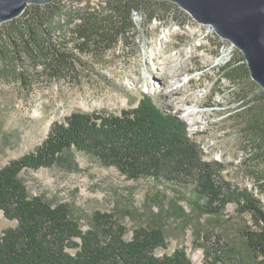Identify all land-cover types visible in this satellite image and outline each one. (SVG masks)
<instances>
[{
  "label": "rangeland",
  "instance_id": "374dc122",
  "mask_svg": "<svg viewBox=\"0 0 264 264\" xmlns=\"http://www.w3.org/2000/svg\"><path fill=\"white\" fill-rule=\"evenodd\" d=\"M151 4L155 7L151 17L143 9L133 12L134 34L103 53H81L86 66L73 75L25 86L8 71L0 73V168L34 151L53 125L66 124L74 114L121 116L149 97L185 125L205 162L219 169L223 183L264 200L256 178L264 174V157L250 147L231 119L236 103L230 89H238L222 70L230 61L240 60L242 52L176 3ZM171 56L177 57V65ZM182 61L186 65L180 83L192 80L191 93L201 103L177 111L158 90L166 79L157 75L160 68L169 73ZM3 67L0 61V72ZM248 83L250 98L263 93L251 76ZM198 119L202 122L195 124ZM22 177L30 194L55 204L69 203L84 229L90 227L96 210L116 213L128 228V238L139 226L162 227L167 244L156 251L159 256L184 249L195 264H209L213 255L220 259L216 264H240L236 257L246 252L242 231L252 224L250 217L241 214L235 203L218 202L214 204L218 213L208 212L211 206L198 193L193 177L130 179L79 151L52 167L25 170ZM16 225L0 210V231Z\"/></svg>",
  "mask_w": 264,
  "mask_h": 264
},
{
  "label": "trees",
  "instance_id": "16d2710c",
  "mask_svg": "<svg viewBox=\"0 0 264 264\" xmlns=\"http://www.w3.org/2000/svg\"><path fill=\"white\" fill-rule=\"evenodd\" d=\"M151 2L167 0H56L30 4L24 13L0 25V73L9 72L25 86L68 77L86 66L81 53H103L135 32L133 12L155 13ZM171 2V1H170ZM172 11V9H171ZM172 16V14H171ZM176 20L178 19V16ZM10 67V69H9ZM238 90L231 119L250 147L264 157V90L250 98V70L243 53L222 67ZM248 81V82H247ZM74 151L114 166L130 179L193 177L210 213L235 203L250 217L242 234L246 252L232 250L240 264H264V200L247 189L223 183L214 164L205 162L185 125L166 114L149 97L121 116L74 114L56 123L34 151L0 168V210L16 220L0 231V264H195L184 249L157 255L167 236L160 226L134 228L131 238L116 213L96 210L84 229L69 203H52L32 195L22 177L25 170L52 167ZM264 195V174L257 175ZM220 259L213 255L209 264Z\"/></svg>",
  "mask_w": 264,
  "mask_h": 264
},
{
  "label": "water",
  "instance_id": "95a60500",
  "mask_svg": "<svg viewBox=\"0 0 264 264\" xmlns=\"http://www.w3.org/2000/svg\"><path fill=\"white\" fill-rule=\"evenodd\" d=\"M56 0H0V25L21 16L30 4ZM196 21L212 25L244 55L251 77L264 90V0H167Z\"/></svg>",
  "mask_w": 264,
  "mask_h": 264
},
{
  "label": "bare ground",
  "instance_id": "6f19581e",
  "mask_svg": "<svg viewBox=\"0 0 264 264\" xmlns=\"http://www.w3.org/2000/svg\"><path fill=\"white\" fill-rule=\"evenodd\" d=\"M178 59L175 56H171V63L176 62ZM177 65V62L175 63ZM186 63L182 61L178 68L172 67L171 71L168 73L165 71V68H160L158 72V77L163 80L162 85L158 88L160 92H162L165 98L168 101V104L171 108L176 109L177 111H183L184 106L187 104H195L194 106H198L201 101L200 99H195L193 93V81L190 80L183 84L180 83V76L184 74V67ZM195 111L190 112V115H195ZM209 113L204 114V118H208ZM203 118V119H204ZM201 120H196L194 123L199 124Z\"/></svg>",
  "mask_w": 264,
  "mask_h": 264
}]
</instances>
